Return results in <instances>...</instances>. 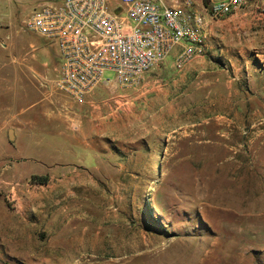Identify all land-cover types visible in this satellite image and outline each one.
Wrapping results in <instances>:
<instances>
[{
	"label": "rangeland",
	"instance_id": "1",
	"mask_svg": "<svg viewBox=\"0 0 264 264\" xmlns=\"http://www.w3.org/2000/svg\"><path fill=\"white\" fill-rule=\"evenodd\" d=\"M41 2L0 0V264H264V14L212 22L211 87L131 126L121 100L99 135L91 112L135 91L58 89L56 43L25 26Z\"/></svg>",
	"mask_w": 264,
	"mask_h": 264
},
{
	"label": "built area",
	"instance_id": "2",
	"mask_svg": "<svg viewBox=\"0 0 264 264\" xmlns=\"http://www.w3.org/2000/svg\"><path fill=\"white\" fill-rule=\"evenodd\" d=\"M247 9L264 14V0L45 1L25 26L56 43L55 85L84 103L96 88L110 85L108 71L119 86L136 89L176 49L175 67L184 70L207 54L213 21ZM123 99L113 97L116 104Z\"/></svg>",
	"mask_w": 264,
	"mask_h": 264
},
{
	"label": "crops",
	"instance_id": "3",
	"mask_svg": "<svg viewBox=\"0 0 264 264\" xmlns=\"http://www.w3.org/2000/svg\"><path fill=\"white\" fill-rule=\"evenodd\" d=\"M52 1V0H44ZM166 2H171L172 0H165ZM177 51V49H176ZM169 55L167 59L161 63L158 67L154 68L147 74L144 84L136 89L120 87L126 91H135L130 93V97L123 99L126 109L122 110L121 117L125 121L126 126H131L133 123V118L136 113H138V118L141 116L145 117L146 114H149L151 111L157 113L173 112L175 111L174 105L176 104L175 100L177 96L183 95L186 91V94L189 91H205V88L212 86L216 80L215 72L211 70L210 65L207 63L205 57H200L193 62L186 65L184 70L179 71L175 67V55ZM93 94L89 95L84 103H79L81 105L89 104L93 107H100L95 105L96 102L89 100ZM92 98V97H91ZM17 95L14 98V105L16 111ZM76 102V101H75ZM99 103V102H98ZM119 103V101H118ZM67 105L69 108H73L74 103L71 101ZM9 105H11L9 103ZM7 106V105H6ZM88 106V105H85ZM121 107V103L114 105H106L101 107V110H93L91 113L94 115L97 112V117L99 122L96 125H93L95 128L96 134L103 135L105 130H107L108 125L112 122L110 116H115V113L118 111L117 108ZM115 108V109H114ZM95 109V108H94ZM0 110L2 106L0 105ZM119 116V115H117ZM16 114L13 116L5 117L2 122H0V132H3V129L9 119L15 118ZM15 137H18L15 133ZM37 184V183H36ZM41 186L46 184H40Z\"/></svg>",
	"mask_w": 264,
	"mask_h": 264
},
{
	"label": "trees",
	"instance_id": "4",
	"mask_svg": "<svg viewBox=\"0 0 264 264\" xmlns=\"http://www.w3.org/2000/svg\"><path fill=\"white\" fill-rule=\"evenodd\" d=\"M31 180L37 184H48L50 177L48 174H33Z\"/></svg>",
	"mask_w": 264,
	"mask_h": 264
}]
</instances>
